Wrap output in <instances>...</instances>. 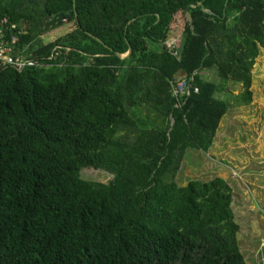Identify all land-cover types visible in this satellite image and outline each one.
I'll return each mask as SVG.
<instances>
[{"label": "trees", "instance_id": "trees-1", "mask_svg": "<svg viewBox=\"0 0 264 264\" xmlns=\"http://www.w3.org/2000/svg\"><path fill=\"white\" fill-rule=\"evenodd\" d=\"M0 17L44 63L0 68V264H248L233 187L175 176L252 103L264 0H0ZM179 75L199 90L177 107Z\"/></svg>", "mask_w": 264, "mask_h": 264}, {"label": "rangeland", "instance_id": "rangeland-1", "mask_svg": "<svg viewBox=\"0 0 264 264\" xmlns=\"http://www.w3.org/2000/svg\"><path fill=\"white\" fill-rule=\"evenodd\" d=\"M73 28L74 23H66L43 34L42 39L45 43L53 41ZM173 39L171 35L169 40ZM214 71L208 70L203 75L219 82ZM252 76V103L238 106L231 101L212 148L207 153L188 151L175 179L179 185L196 178L220 177L228 181L234 190L232 206L240 224L239 240L246 260L248 264H264V48L256 59ZM228 84L233 95L243 91L241 84ZM145 114L146 109L139 111L140 117ZM151 118L155 119V115ZM81 175L99 183H108L112 178L104 169L92 167L83 168Z\"/></svg>", "mask_w": 264, "mask_h": 264}, {"label": "built area", "instance_id": "built-area-1", "mask_svg": "<svg viewBox=\"0 0 264 264\" xmlns=\"http://www.w3.org/2000/svg\"><path fill=\"white\" fill-rule=\"evenodd\" d=\"M17 24L11 21L8 17H0V68L12 67L17 71H23L32 66H43L44 63L37 58L28 56L24 52H18L15 47L21 42L22 30H17ZM174 39L168 41V47L173 50ZM177 56V53H174ZM207 71V70H206ZM205 75V71L202 72V76L208 79ZM194 76L190 79L176 78L173 82V94L177 98V107L181 106V99L185 96H190L192 89L194 92H198V88L194 87Z\"/></svg>", "mask_w": 264, "mask_h": 264}, {"label": "water", "instance_id": "water-1", "mask_svg": "<svg viewBox=\"0 0 264 264\" xmlns=\"http://www.w3.org/2000/svg\"><path fill=\"white\" fill-rule=\"evenodd\" d=\"M206 13H209V11H207V10H204ZM131 50H130V52L128 53V54H125L124 56H121L122 58H126V57H129L130 55H131ZM173 124H174V121H173V123H172V126H173Z\"/></svg>", "mask_w": 264, "mask_h": 264}, {"label": "crops", "instance_id": "crops-1", "mask_svg": "<svg viewBox=\"0 0 264 264\" xmlns=\"http://www.w3.org/2000/svg\"><path fill=\"white\" fill-rule=\"evenodd\" d=\"M211 70V69H210ZM215 72V71H214ZM205 73H208V70L207 71H205Z\"/></svg>", "mask_w": 264, "mask_h": 264}]
</instances>
